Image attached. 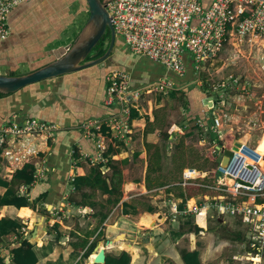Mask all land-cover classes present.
Returning <instances> with one entry per match:
<instances>
[{"label": "built area", "instance_id": "2783aa9c", "mask_svg": "<svg viewBox=\"0 0 264 264\" xmlns=\"http://www.w3.org/2000/svg\"><path fill=\"white\" fill-rule=\"evenodd\" d=\"M26 1L29 0H0V42L11 33V11ZM102 1L112 18L117 36L123 39L132 52L161 64L166 72L181 77L186 74V51L191 53L197 72L228 42L264 34V0H213L207 8L202 5V0ZM106 80L105 102L108 105L117 104L121 111L120 117L111 125V129L119 135L127 131L131 110H138L136 102L141 95L176 88L173 80L167 76L141 88H133L131 72L123 69L111 70ZM16 117L13 115L9 121L0 122V159L4 158L13 169L34 163L36 170L33 182L22 183L19 187L20 193L30 198L37 182L47 172L44 161H40L41 145L54 137L57 127L38 117L27 116L22 121ZM103 125V120L98 118L85 119L80 125L83 135L91 138L96 146L95 152L79 150L80 158L83 157L90 166L107 162L104 154L109 148L105 141L109 132L102 130ZM34 138H39V142L34 141ZM235 147L231 150L228 164L222 166L220 162L217 166V185L200 182L198 170L188 167L184 169L180 182L160 189H168L171 185L216 189L218 194H206L200 202L188 198L182 212L199 214L213 208L219 215L241 218L247 224L246 233L252 251L244 253L239 259L249 264H264V171L260 166L263 157L260 154L253 155L255 150L249 146L242 144ZM219 149V146L213 148L212 153L216 154ZM75 168L76 164L72 163L70 181L74 180ZM180 210L175 204L171 213L174 215L173 220L181 214Z\"/></svg>", "mask_w": 264, "mask_h": 264}, {"label": "crops", "instance_id": "0c3cea01", "mask_svg": "<svg viewBox=\"0 0 264 264\" xmlns=\"http://www.w3.org/2000/svg\"><path fill=\"white\" fill-rule=\"evenodd\" d=\"M45 4L50 5L51 3L48 0ZM14 11L10 13L9 19L13 17ZM17 13L20 16L21 12L19 11ZM19 19H21V16ZM10 28L12 31L11 25ZM14 31L15 30H13V33ZM23 38H25V36ZM0 44H2V41ZM18 46H20L21 50H26L21 45L20 41L18 42ZM49 48H52V45H49ZM21 53L22 52L14 46H9L8 48L5 47L4 62L0 63V74H10L11 71H15V74L29 72L31 69L27 64H24L22 62L23 59L20 58L19 63L16 66L13 64L16 60L15 56H18L17 54ZM113 53L114 59L119 63L118 65L112 63L111 67H105V64H100L98 66H95L96 68H98L97 71L93 69L94 67H91L90 70H83L76 73L66 74L61 76L59 79H47L45 81H41L37 85L31 84L23 87L22 89L14 93L0 95L1 123L9 121L10 119H12L13 115H17L16 118L18 121H22L27 116L42 118L46 121H48L47 119L50 118L53 122L54 120H61V125L51 122L57 127L54 130V137L48 138V141H44V144L41 145L42 152H40V161H44L45 165H49V172L53 169H62L63 166L69 162L70 164L81 163L82 168L79 170L80 173H86L90 168V165L87 164L86 160L83 159V157L80 158V154L78 158H75L76 149H78V152L80 149H84V147L81 145L82 140L85 137L84 135H82L83 133H80V135L77 137H71L68 140V143L64 142L65 137H67L66 131L78 129L76 127H79V131L81 125L80 123L83 119L85 120L88 117H95L97 115L100 116L98 119L103 120V124L105 125V127H107V131L109 132L108 137H110L115 143L112 145H117V147H120L121 145V147H123V149L120 148V152L116 155L121 154L123 156L124 154H127L129 152L128 149L130 147H127L130 143H132L129 142V140H132L133 142L135 141V139H133L134 135H131L132 133L140 131L141 129H144L145 131L146 124L141 119L143 118L142 115L141 118H130V120L128 121L127 131L121 133L120 135L119 133H115V130L111 129V125H114L115 119L120 117L121 111L118 105H116V107L114 106L115 108L113 107L112 116L111 113H109L110 108H104V106L108 105L106 104L105 99L103 100L104 94L106 93L105 86L107 80H105V77L107 72L110 69H114L116 67L117 69L129 70L133 77V72L134 70H136L138 64H140L142 61L144 65L146 64L144 58L132 52L124 43L122 38H120V43L115 46ZM133 57L135 59H133L134 61L131 63L130 60ZM21 65L24 69L23 71L20 70ZM144 70L145 71L143 72L148 77V79L147 81H144L139 88L151 82L163 79L164 76L170 78V74L172 73L165 71L163 75L156 77L157 72L154 68L148 67L146 69L145 67ZM152 77L156 78V80L149 79ZM100 81L102 82L103 86H101V90L98 95L99 100L97 101L96 99L97 104H95L96 101L90 104L88 103V100H90L92 98V94L95 93V91L92 90V85L94 86V88H96L98 82ZM177 89L178 87L175 90ZM70 91L79 93L75 102L72 101L68 96V94H70ZM95 95H97V92L95 93ZM23 112H26L28 114H23ZM45 116H47L46 119L44 118ZM153 133L154 131L148 133L149 135L147 134L146 136L144 133L146 139L144 138L143 147L141 149L138 148V150L134 152V154H136L138 158H144V160H141L144 169L143 174H147L149 164L145 141L158 143V138H151L155 136L152 135ZM126 135H128L130 139L125 141V139L121 137L124 136L125 138ZM39 140V138H34V141L39 142ZM118 140L123 141V143L119 144ZM92 142L94 143L93 140ZM229 150L231 149L229 148ZM224 156L225 152L221 151L220 160H222ZM30 164L34 165V163ZM10 166L11 165L9 164V162H7L4 158L0 159L1 197L11 187L16 189L17 194H20L19 186L21 183L12 181L17 169H11ZM260 166L262 169L264 168L263 164ZM34 167L36 168L35 165ZM188 167L192 166L184 167L181 170V173H183L184 169ZM81 170L83 171L81 172ZM126 174L127 170H123L124 177H126ZM69 177L70 173H68V182H66L64 192H54V194L50 195V201L45 203L47 212H41L40 210H38V208L40 209V206L35 209L32 206L17 207L13 204L2 205L0 207V219L7 217L23 224V227L18 231L0 233V258L4 259V261L0 262V264H13L11 248L19 243L17 233H21L23 238H28L31 242L34 243V249L38 256V262L36 264H77V262L81 258V254L84 252L87 246L96 239L97 236H100L97 240V244L99 243L101 244V246H106L105 242L107 239H115L120 234H123L125 236L124 239L120 240L119 242H115L110 246H106V254L109 252L117 254L121 250H126L131 254V264H158L157 259H161L159 264H166L167 260H172L176 264H184L180 255L179 246L177 245L181 242V237L185 236L188 233L177 237L174 235L175 228H173V230L168 229L167 224L169 221L171 223L176 222V220H173L174 215L170 213L169 216L163 214L161 217H157L159 223L156 221V225L147 230V228H145L143 225L149 224L142 222L139 223L142 218L140 217L141 213L138 217L131 218L130 216L134 214L132 211H130V213L123 212V201L128 202L129 199L133 197L143 196V194L145 195L146 193H153L155 192V190L160 189L162 186L147 189L145 184V177L142 180L137 179L135 181H130L128 183L130 184L129 187H134L129 189V191H132V193L129 194L128 197H125L123 200H121V202H119L116 206H114L110 210L105 221L101 223L93 208H91L90 206H77L76 204H74V202L70 201V196H72L75 189L71 184ZM181 180L182 177L180 181ZM40 181L37 182V185L32 190V195L38 187ZM167 185L170 184H166L164 185V187H166ZM178 186H180V189L185 192V196L187 197V199L192 198V200L194 201L197 200L196 197L192 195L188 196L186 187H183L182 185ZM167 193L168 195L171 194L170 192ZM206 194L209 195L208 193ZM181 199L182 198L175 196L174 199H172V202H174L173 200H180L184 205L185 202H183V199ZM169 201H171V199L166 196L164 197L162 202L168 203ZM172 202L170 203V205L172 204ZM25 208L30 210V214L27 216L21 214V210L23 211L25 210ZM183 209L180 210L181 214L178 215H191L184 214L182 212ZM147 215H151L150 217L154 216V214L148 211L144 216ZM218 220H221L222 222V225L218 223V227L223 226V223H227L224 217H220V219L218 218ZM36 223H39L37 226L38 231L37 235H34L33 230ZM200 225L203 230H201L199 233L189 232V237L191 239L194 238V240H192L188 249L200 250L201 261L204 262V260H207L209 261V263H211L212 258L210 257L211 255L213 256L215 254L214 251H217V249L213 247L214 242L212 246L208 241L209 236H212L211 233H214L215 229L212 225H208L206 217L205 219H203V221L201 220ZM23 228H25L26 231L23 232ZM58 232L60 233V235H58ZM219 238L223 239L224 237H221V235L219 234ZM83 240H88L85 248L75 249L76 244L80 243ZM244 242L241 241V243L243 244ZM147 244H152L154 246V249L152 251L148 250ZM95 247L92 254L87 260H85L83 264H93V258L98 252ZM76 251L79 252V254L77 256H73L74 252ZM235 257L239 258V256Z\"/></svg>", "mask_w": 264, "mask_h": 264}, {"label": "rangeland", "instance_id": "374dc122", "mask_svg": "<svg viewBox=\"0 0 264 264\" xmlns=\"http://www.w3.org/2000/svg\"><path fill=\"white\" fill-rule=\"evenodd\" d=\"M49 1L52 3L51 8H57L53 3L54 0ZM70 10L71 11H68L71 13L77 9L73 6ZM87 12L88 11L85 10L82 13H76L72 16L73 19L67 24L69 28H67L59 39L53 42L52 49L75 40L87 20ZM92 53L93 52H91V55ZM95 66L98 65L91 67H94L93 69L97 71L98 68ZM91 67L83 70H90ZM20 70H24L22 65ZM195 74V81L189 83L187 86L190 87L186 90L189 92L193 84L197 83L199 86L205 87V90L201 89L203 94L200 96L202 99L205 97H213V106L208 113L214 117V124L208 127L218 134L219 139L227 149L230 148L232 150L236 142H240L254 149L253 155L260 154L263 157L261 163L264 166V34L249 35L241 41L237 39L228 42ZM36 84H39V82ZM101 86H103L101 81L98 82L96 88L92 85V90L95 91V93L97 92V95H95V93L92 94V98L88 100V103L92 104L96 99L97 101L99 100L98 95ZM184 88L186 87H180L178 90H175V88L167 92L143 94L140 96L138 102H136V106L143 116L141 119L145 124L147 116H149L151 120H155V129L152 134L155 136L151 138H158V143L161 145L162 149L163 159L160 178L163 177L166 184H173L180 181L182 177L180 168L181 165L185 163L186 166H192L198 169L200 182L209 185H217V162L213 160L216 155L212 153L213 147L216 146V142L210 137L204 120L194 119L188 121L186 112L187 94H185ZM69 93V98L75 102L79 93L72 91ZM215 98L218 101L216 104L214 103ZM97 101L95 104H97ZM203 112L206 115L208 114L205 111ZM110 113L111 115L113 114V112ZM157 127H162L163 130L173 133V135H171L168 140H164L162 138L161 129ZM144 133V129L132 133L131 135H134L133 139H135L134 142L129 140V134L126 135L125 138L124 136H120L125 139V141L129 140V142H132L127 147H130L128 149L129 154L127 153L123 156L121 154L113 155L114 159H127V161L122 164V169L127 170L126 177H123L122 200L132 193L129 189L134 187H129L130 184L128 183L130 181H135L137 179L142 180L145 177L146 184L147 174H143L144 169L141 162L144 158H138V156L134 154L138 148L141 149L143 147L144 138L146 139ZM106 139L105 141H107V144H115L110 137ZM112 146L123 149L121 145L120 147H117V145ZM228 155H231V153ZM104 163L106 162L104 161ZM10 167L13 169L12 165ZM102 168L103 171L107 169L106 172H109V167L106 165ZM158 174L159 173H151V176L156 177ZM180 188L181 187L178 185H171L168 190L159 189L155 190L153 193H146L145 195L143 194V196L133 197L128 201L131 206L126 207V209L136 214L131 215V218L138 217L141 213L140 217L142 218L139 223L149 224L143 225L149 230V228L156 225V221L159 223L157 217H161L163 214L169 216L175 204L177 207L181 208L182 201L180 200H173L174 205H170V201L168 203L162 202L166 196L170 199H174L175 196L177 197L182 191ZM213 191L217 190L206 188V191H201L197 186L186 187V192L192 196L194 195L199 202L205 197L206 194H203L204 192L213 194ZM167 192L171 194L168 195ZM210 193L208 194L211 195ZM148 205L155 208V212H151L154 214L152 217H150L151 215L144 216L147 212L146 209ZM183 206H185V204ZM21 214L27 216L30 214V210L25 208V210L21 211ZM188 216L189 215H178L177 217H179L180 221L174 223L169 221L167 224L168 229L173 230V228H176L177 230L181 223L187 220ZM206 218L208 225H212L215 229L214 233H211L212 236H209L208 242L212 246L214 242L213 247L217 249V251H214L215 254L213 256L211 255V263L207 260H204V262L207 264H249L247 261H241L239 258L235 257L245 255L243 253L244 244L241 243V241H245L244 233L246 232L245 230H247V224H242L237 218L229 215L224 217L227 223H223V226L218 227L219 224L217 219H220V217L217 216L213 208H210L206 213ZM237 232H242L244 234H242L243 236L240 235L241 241L236 239ZM188 234L181 237V242L177 245L180 250L188 248L192 240H194V238L191 239ZM219 234L225 239L219 238ZM123 239L124 237L120 236L117 238V242ZM245 242L248 243L249 240ZM160 260L161 259H157L158 264ZM204 262L202 261V264Z\"/></svg>", "mask_w": 264, "mask_h": 264}, {"label": "trees", "instance_id": "16d2710c", "mask_svg": "<svg viewBox=\"0 0 264 264\" xmlns=\"http://www.w3.org/2000/svg\"><path fill=\"white\" fill-rule=\"evenodd\" d=\"M47 1L48 0H29L27 2L21 3L11 11L13 12L16 9L14 11L13 17L9 19L10 21L9 24L12 27V31L9 37L3 40L2 44H0V63L4 62L5 47L8 48L9 46H14L22 52L21 54H17L18 56H15L16 60L13 63L15 66L19 63L20 58L23 59L22 62L24 64H27L31 70L37 69L47 64L48 62L52 61L54 58L53 55L49 54V50L52 49L49 48V45H52L54 41L59 39L62 36V34H64V32L68 28L67 24H69L70 21L73 19L72 16L76 13H82L85 10H87L88 12L86 19L88 18L89 9L85 0H54L53 3L57 6V8H53V7L51 8L52 3L50 5L45 4L47 3ZM212 2L213 0H202V5L205 8H207L208 6L211 5ZM73 6L77 10H74L73 12L70 13L69 11H71L70 9ZM19 11L21 12L20 14L21 19H19L20 16L17 13ZM13 30H15L14 33ZM24 36L25 38H23ZM19 41L21 42L23 48L26 50L20 49V46H18ZM109 41H110V31L107 30V32L102 37V39L93 48L92 51L93 53L92 55H89L88 59L97 58L103 55L109 46ZM119 43H120V37L118 36L116 39L115 46H117ZM143 58L146 64L144 65L142 61L140 64H138L136 70H134L133 72V77H132L133 88L140 87L144 81H147L148 77L143 72L145 71L144 70L145 67L146 69L148 67L154 68L155 71L157 72L156 77L163 75L165 72L161 64L147 57H143ZM133 59L135 58L133 57L130 60L131 63L134 61ZM184 61L186 64V74L184 76L181 77L174 73L170 74V78L173 80L175 87L176 88L178 87V89L180 87H185L188 83L194 82L196 79L195 73L197 72L195 71V68L193 66V59L190 52L186 51L184 55ZM114 69L117 68L115 67ZM114 69H110L107 72V74ZM10 74L15 75V71H11ZM149 79L156 80V78L154 77ZM35 85L37 84L35 83ZM107 86H108V82H107ZM107 86H106V90H107ZM189 87L190 86H186L185 88V94H187V103H186L187 119L188 121L194 119L195 120L202 119L206 123L207 129L210 133V137H212L214 142H216V146H214L213 148H216L218 146L220 147L219 151L215 154L216 156L213 158V160L217 162V166H218L219 163L221 162L220 160L221 151L225 152V154H230L232 153V151L225 148L222 141L219 139L218 134L213 132L208 127L209 125L213 126L214 117L210 115V113H208L210 111L209 103L204 104L203 103L204 98L202 99V97L200 96L201 94H203L201 92V89L205 90V87L199 86L197 83H194L192 89L189 92H187L186 89H188ZM105 97H106V93L104 94L103 99H105ZM216 102L218 101L215 98L214 103L216 104ZM116 105L117 104L106 105L104 106V108H110L109 109L110 112H113V107L114 106L116 107ZM203 111H205L208 114L206 115ZM23 114H28V113L23 112ZM99 117L100 116L97 115L95 117H88L87 119H94ZM141 117L142 116L139 113V111L135 108L134 109L132 108L131 118L134 119ZM44 118L46 119L47 116H45ZM47 120L53 122L51 121L50 118ZM154 122L155 120H151L150 117L147 116L145 136L148 133L154 131L155 129ZM53 123L56 124L58 123L59 125L62 124L61 120H57V121L54 120ZM103 126H104L103 131L107 133L108 130L107 127H105V125ZM76 128L79 129V127ZM157 128L161 129L162 138L164 140H168L169 137L173 135V133L166 132L165 130H163L162 127H157ZM78 129L75 130L72 129L70 131H66L67 137H65L64 142L68 143V140L71 137L73 136L77 137L80 135V133L82 134L81 132L82 130L80 129L81 131L80 130L78 131ZM118 143L119 144L123 143V141L118 140ZM81 145L84 147V150L95 152V143L92 142L91 138L84 137ZM145 147L147 149L148 159H149L148 171L146 175L147 189H152L155 187L166 185V183L163 180V177L160 178L161 176L160 173L162 170V159H163L161 145L159 143L146 141ZM77 150L78 149H76L75 151V158L79 157V152ZM120 150H121L120 148H115L114 146L110 145L107 152L104 154L105 158L107 159V162L104 163L102 161L97 163L96 165L90 166V168L86 173H83L82 172L83 170H81L82 173H80L79 170L82 168L81 163H77L75 168L76 170H75L74 180L71 181V184L74 186L75 191L73 192L72 196H70V201L74 202V204H76L77 206L82 205V206H90L91 208H93L95 210V214L99 217L101 223L105 221V219L108 217L110 210L114 206H116L119 202H121L123 198L122 189H123L124 175H123L122 164L125 163L127 159L113 158V155L119 153ZM104 165L109 167V172L103 171L102 167ZM46 166L48 168L46 175L39 182L38 187L33 192L31 199L28 196L17 194L16 189L11 187L10 189H8V191H6V193L2 197L0 196V207L2 205L13 204L16 205L17 207L32 206L35 209L40 206V209L38 208V210H40L41 212L47 211L45 207V203L50 201L49 199L50 195L54 194V192L55 193L64 192L66 182H68V173H70V167L72 166V163L70 164L69 162L65 164L62 169L59 170L53 169L50 170V172L48 167L49 165L46 164ZM184 167H186L185 163L181 165L180 170H182ZM34 172H35V167L33 164H25L22 168L17 169L15 171L12 181L14 182L17 181L19 183L22 182L31 183L34 180ZM151 173H159V174L156 177H152ZM216 175H217V170H216ZM198 188L201 191L203 190L206 191L207 187L200 186ZM213 192H214L213 194L210 192L207 193H210L211 195H216L219 193L217 191H213ZM203 194L206 193L204 192ZM188 196L191 195L188 193ZM178 197L182 198L183 202H186L187 200L184 191H181ZM258 201L262 202L261 199H258ZM122 205H123V212L130 213L129 210L126 209V207L131 206V204H129V202L127 201H123ZM180 207H181L180 209H183V204ZM146 210L148 212H155V208L151 205H148ZM215 212L219 217L223 218L227 216L226 214L219 215L217 211ZM206 213L207 212H202L199 214L189 215L187 220L182 222L179 228H177V230L175 228L174 235L180 237L181 235L189 232L199 233L201 230H203L200 223L201 220L203 221V219H205ZM236 218L239 220V222L241 221L242 224L245 223L241 218L238 217ZM221 220L217 219V222L220 225H222ZM179 221H180L179 217L178 219L176 217V222ZM22 227L23 224L21 222H17L13 219L7 217L0 219V233L2 232L8 233L9 231H18ZM17 234L19 238V243L11 248L12 263L36 264L38 262V256L34 249L35 247L34 243L31 242L28 238H23L21 233H17ZM242 234H243L242 232L239 233L237 232L236 239L241 241L240 235L243 236L245 234V241L248 240L247 233L245 232L243 235ZM58 235H60L59 232ZM99 237L100 236H97L96 239L90 245L87 246V248L81 254V258L77 262V264H83L85 260L89 258V256L93 252L94 247L97 245V240L99 239ZM87 243L88 240H83L80 243L76 244L75 249L85 248ZM243 251H244L243 253L252 251L250 242L248 243L244 242ZM78 254L79 252L76 251L74 252L73 256H77ZM180 255L184 264H202L201 253L200 250L198 249L190 250L188 248H183L180 250ZM131 260H132L131 254L126 250H121L117 254L110 252L107 253L105 263H94V264H131ZM3 261L4 259L0 258V262ZM166 264H176V263L172 260H167Z\"/></svg>", "mask_w": 264, "mask_h": 264}, {"label": "water", "instance_id": "95a60500", "mask_svg": "<svg viewBox=\"0 0 264 264\" xmlns=\"http://www.w3.org/2000/svg\"><path fill=\"white\" fill-rule=\"evenodd\" d=\"M89 9V15L82 26L80 32L72 43L60 45L49 50V54L53 55L52 61L47 64L22 74H0V95L14 93L23 87L35 84L47 79H59L61 76L75 73L94 65L104 64L110 61L113 64L119 63L114 59V48L116 45L117 34L112 24V18L108 12L106 5L102 0H85ZM107 30L110 31V41L106 52L97 57L88 59L93 51V48L102 39ZM209 101V102H208ZM203 103H209L210 108L213 106V97H206ZM240 142H236L235 146H241ZM236 148V147H234ZM230 156L225 154L221 160V165L226 166ZM38 224H35L33 234L37 235ZM123 236L118 235L115 239H107L106 246H110L117 242V238ZM106 246L97 244L95 249L98 250L93 258L94 263H105L106 261ZM148 250H153L152 244H147Z\"/></svg>", "mask_w": 264, "mask_h": 264}, {"label": "flooded vegetation", "instance_id": "af4514ba", "mask_svg": "<svg viewBox=\"0 0 264 264\" xmlns=\"http://www.w3.org/2000/svg\"><path fill=\"white\" fill-rule=\"evenodd\" d=\"M73 41H74V40H73ZM73 41H72V42H73ZM69 43H70V42H69ZM67 44H68V43H67ZM90 55H91V54H90ZM104 64H105V67H107V66H112V63H111L110 61H106Z\"/></svg>", "mask_w": 264, "mask_h": 264}, {"label": "clouds", "instance_id": "9594fccd", "mask_svg": "<svg viewBox=\"0 0 264 264\" xmlns=\"http://www.w3.org/2000/svg\"><path fill=\"white\" fill-rule=\"evenodd\" d=\"M27 164H30V163H27ZM22 167H23V166H22ZM22 167H20V168H22ZM20 168H17V169H20ZM47 169H48V168H47ZM35 170H36V169H35ZM34 173H35V172H34ZM41 180H42V179H41ZM32 182H33V181H32ZM32 182H31V183H32ZM22 183H25V182H22ZM22 183H21V184H22ZM21 184H20V185H21ZM27 184H30V183H27ZM19 187H20V186H19ZM19 192H20V189H19ZM20 194H21V193H20ZM21 195H25V194H21ZM25 196H27V195H25ZM30 199H31V197H30Z\"/></svg>", "mask_w": 264, "mask_h": 264}, {"label": "bare ground", "instance_id": "6f19581e", "mask_svg": "<svg viewBox=\"0 0 264 264\" xmlns=\"http://www.w3.org/2000/svg\"><path fill=\"white\" fill-rule=\"evenodd\" d=\"M106 248V247H105Z\"/></svg>", "mask_w": 264, "mask_h": 264}]
</instances>
